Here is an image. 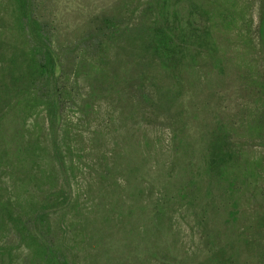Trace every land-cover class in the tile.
<instances>
[{"label": "rangeland", "instance_id": "rangeland-1", "mask_svg": "<svg viewBox=\"0 0 264 264\" xmlns=\"http://www.w3.org/2000/svg\"><path fill=\"white\" fill-rule=\"evenodd\" d=\"M32 3L61 114L16 104L0 0V264H264V0Z\"/></svg>", "mask_w": 264, "mask_h": 264}, {"label": "trees", "instance_id": "trees-1", "mask_svg": "<svg viewBox=\"0 0 264 264\" xmlns=\"http://www.w3.org/2000/svg\"><path fill=\"white\" fill-rule=\"evenodd\" d=\"M32 2L33 0H18L19 16L17 22L23 34L25 47L10 55L7 66L9 71L13 72L10 75L13 76L14 84L17 85V89H15L16 104L26 95L41 98L47 106L51 124L55 126L60 122L62 103L58 80L59 55L53 46L50 28L35 13ZM199 30L201 29L199 28ZM204 34H207V31ZM261 36L264 37V22L261 25ZM152 40L156 51L167 52L169 55H174L178 51L172 31L167 29L155 30ZM2 65L6 64H3V60L0 59V68ZM22 67L24 70L20 72ZM45 83H51L49 91L46 90ZM262 86V94L264 95V83ZM0 98L2 99L1 95ZM263 124L264 112L261 113L259 119V125L262 126ZM220 159L221 154L217 152V162ZM45 253L55 264H63L48 243H45Z\"/></svg>", "mask_w": 264, "mask_h": 264}]
</instances>
